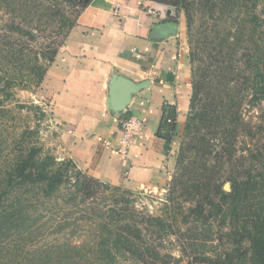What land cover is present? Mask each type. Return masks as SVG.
Segmentation results:
<instances>
[{"label":"trees","instance_id":"obj_1","mask_svg":"<svg viewBox=\"0 0 264 264\" xmlns=\"http://www.w3.org/2000/svg\"><path fill=\"white\" fill-rule=\"evenodd\" d=\"M146 1L168 7L177 24L184 13L192 68L182 131L173 113L158 132L169 144L182 138L163 216L45 151L40 125L8 140L4 102L41 86L90 2L0 0V264H181L162 249L187 231L193 243L217 241L215 254L187 264H264V126L245 120L264 102V0Z\"/></svg>","mask_w":264,"mask_h":264},{"label":"crops","instance_id":"obj_2","mask_svg":"<svg viewBox=\"0 0 264 264\" xmlns=\"http://www.w3.org/2000/svg\"><path fill=\"white\" fill-rule=\"evenodd\" d=\"M169 10L135 0H91L38 88L51 112L55 152L84 173L133 192L165 190L176 143L158 132L163 117L173 113L182 131L190 107L184 22L179 19L175 36L152 35L154 25L170 22ZM114 74L150 82L118 115L108 108ZM126 116L142 120L143 128L125 157L119 148L120 122Z\"/></svg>","mask_w":264,"mask_h":264},{"label":"rangeland","instance_id":"obj_3","mask_svg":"<svg viewBox=\"0 0 264 264\" xmlns=\"http://www.w3.org/2000/svg\"><path fill=\"white\" fill-rule=\"evenodd\" d=\"M139 1L143 4V6L153 5L151 1L146 0H135ZM162 5V4H160ZM165 6V5H163ZM171 12H173L171 10ZM174 15V12H173ZM8 18V15L4 14L3 11H0V33H4V29L1 27L3 26L2 18ZM184 22V29H185V40L187 41V46L190 51V45H189V36H188V30H187V23L184 13L182 12L180 15V18ZM203 23V17L202 14L197 13L196 15V24H195V32L200 28V26ZM3 29V30H2ZM191 65H190V71H191ZM192 80V75H191ZM15 97L12 100L5 101L3 104V107L6 109H10L11 112L6 118V122L4 124V134L8 137V140L12 142V145L15 144L14 142H18L20 139V136L22 132L28 128H36L37 125L39 126L40 130V144L44 147L45 151L50 152L54 154L59 161L65 159L62 155L57 154L56 151V142L53 139V133L54 130L52 129V121H51V112L50 110L42 104V99H40V96L38 94V88H31L29 90H20L15 89L14 90ZM1 98H3L0 95ZM20 106H24L21 108ZM248 110V107L245 108V111ZM245 120H248L251 122L253 126H255V129L258 128L259 125L264 126V102L260 104L258 107L249 110L246 112ZM175 141V152H176V161L177 156L180 150V144L182 142V138L179 137V135L176 136L174 139ZM14 146V145H13ZM177 175V163L175 162L174 167L171 169V179L167 184V187L165 190H159V191H152V190H139L135 191L132 198L136 200L135 207L144 213L151 214L153 216H163V212L165 209L166 204H168V194H169V187L171 185V182L173 178ZM133 192V191H132ZM187 208L185 205L184 210ZM80 217V215L78 214ZM179 220L181 219V216H178ZM187 226L182 227V233L187 231ZM188 235H173L169 238V240L166 241V243L163 246V253L170 254L173 256V258H181L182 263L187 264L188 261L194 260L195 258L199 256V254L203 253V250H211L212 252L208 254H215L213 253L217 241L214 242V245H211L212 243L204 244L201 240L200 241H194L193 243L190 231H187ZM86 238L82 236L81 238L76 237L74 239L75 241H83ZM219 248V247H218ZM223 246L220 247V251L223 250ZM196 249L197 251H194ZM219 250V249H218ZM206 251L204 253H206ZM191 254V255H190Z\"/></svg>","mask_w":264,"mask_h":264},{"label":"water","instance_id":"obj_4","mask_svg":"<svg viewBox=\"0 0 264 264\" xmlns=\"http://www.w3.org/2000/svg\"><path fill=\"white\" fill-rule=\"evenodd\" d=\"M84 1L88 3L91 0ZM168 14L171 15V10H169ZM177 30L178 24L170 21L154 25L152 35L154 38L162 39L171 35L175 36L177 34ZM149 85L150 82L147 81L137 83L122 75L114 74L109 82V110L116 115L121 114L128 108L133 96L146 89ZM225 189L230 191L231 185L227 183L225 185Z\"/></svg>","mask_w":264,"mask_h":264},{"label":"built area","instance_id":"obj_5","mask_svg":"<svg viewBox=\"0 0 264 264\" xmlns=\"http://www.w3.org/2000/svg\"><path fill=\"white\" fill-rule=\"evenodd\" d=\"M166 15V11L163 12V16ZM121 126V138L119 152L123 156H128L136 138L140 135L143 128V121L139 118L132 116L124 118L120 122Z\"/></svg>","mask_w":264,"mask_h":264}]
</instances>
